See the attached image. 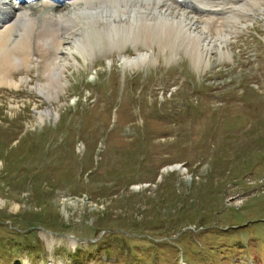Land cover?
I'll use <instances>...</instances> for the list:
<instances>
[{"label":"rangeland","instance_id":"374dc122","mask_svg":"<svg viewBox=\"0 0 264 264\" xmlns=\"http://www.w3.org/2000/svg\"><path fill=\"white\" fill-rule=\"evenodd\" d=\"M77 16L88 32L60 46L61 91L39 97L35 63L0 85V264H264V13L201 60L109 51ZM132 219L143 232L107 235Z\"/></svg>","mask_w":264,"mask_h":264},{"label":"bare ground","instance_id":"6f19581e","mask_svg":"<svg viewBox=\"0 0 264 264\" xmlns=\"http://www.w3.org/2000/svg\"><path fill=\"white\" fill-rule=\"evenodd\" d=\"M14 1L0 0V85L16 88L23 82L22 72L28 73L29 65L35 63L42 77L46 75V82L35 86L44 100L50 97V87L55 95L63 88L60 72L68 62L61 57L64 53L60 46L66 40L83 45L86 39L88 23L87 29L79 27L78 14L90 15L92 35L109 41V51L124 39L133 42L135 51L138 45H160L182 49L201 60L208 51H217L218 58H222L227 40L238 36L248 22L264 13V0ZM58 7L63 8L52 13ZM42 9L45 10L40 12ZM103 49L107 51L105 46ZM149 54L152 51L118 58L123 67L138 66ZM179 171L183 173L185 169L180 167Z\"/></svg>","mask_w":264,"mask_h":264},{"label":"trees","instance_id":"16d2710c","mask_svg":"<svg viewBox=\"0 0 264 264\" xmlns=\"http://www.w3.org/2000/svg\"><path fill=\"white\" fill-rule=\"evenodd\" d=\"M0 159L1 160H3L4 161V159H3V155L2 156H0ZM7 163H9L8 162V160H7ZM23 182H26V179L25 180H23ZM19 185L21 186V182L19 183ZM39 186H40V183L38 184V186H37V188H39ZM35 193H37L36 192V188H35ZM46 193V192H45ZM44 193V194H45ZM37 194H39V193H37ZM43 194V195H44ZM176 194H178V192H176ZM40 195V194H39ZM39 214H40V212L39 211H35V212H33V218H36V219H38L39 218ZM103 215H104V212H101V217H103ZM132 217H134V215L132 216ZM14 222V221H13ZM36 221H33V222H30V223H27L26 224V227H25V229L26 228H28V226L30 225V224H33V223H35ZM15 223V222H14ZM16 224V223H15ZM17 225V224H16ZM18 226V225H17ZM130 226L132 227V229H127V228H125V227H123V228H120L118 231H116L115 233H107V235H109V236H116V237H118V235L119 236H121L122 238L123 237H125V233H126V231H129V230H134V229H136V230H138V231H140V233L141 232H143L144 231V228H145V226L146 225H144V224H142L140 221H134L133 219L131 220V223H130ZM11 229V231H13L14 233H15V235H16V238H15V240L13 241V243H15L14 245H12L14 248L16 247H18V246H21V247H25V246H29L30 244V246H35V244H34V239L33 240H27L26 238H29V239H31L30 237H29V235L30 234H32L31 233V231H32V229H28V230H25V229H21V230H18V229H15V228H10ZM22 230H25L24 232H22ZM108 231H110V229H108ZM139 238H142V237H136L135 239H131L130 241H132V240H139L140 241V244L143 242L141 239H139ZM95 244V243H94ZM75 252V253H74ZM73 253H74V255H73V258L74 259H77L78 258V251H76V250H74L73 251Z\"/></svg>","mask_w":264,"mask_h":264},{"label":"water","instance_id":"95a60500","mask_svg":"<svg viewBox=\"0 0 264 264\" xmlns=\"http://www.w3.org/2000/svg\"><path fill=\"white\" fill-rule=\"evenodd\" d=\"M182 168V169H184V167L181 165V164H176V165H173V166H169V168H175V169H177V170H179V168Z\"/></svg>","mask_w":264,"mask_h":264}]
</instances>
